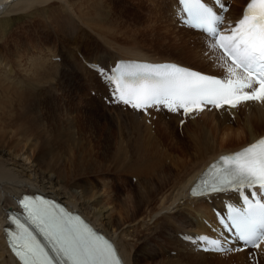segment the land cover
<instances>
[{
  "label": "bare ground",
  "instance_id": "bare-ground-1",
  "mask_svg": "<svg viewBox=\"0 0 264 264\" xmlns=\"http://www.w3.org/2000/svg\"><path fill=\"white\" fill-rule=\"evenodd\" d=\"M115 2V0H0V130H2L0 132H6L7 129L11 132L19 130L25 135V141L27 143L31 142L33 145L32 151L25 149V147L24 149L13 150L9 149V147L7 148V141L5 142L6 145H3L0 138V264H20L11 253L6 241L4 226L7 224L8 207L16 203L17 197L22 192H34L39 189L48 190L54 195L62 197L69 203L71 208L80 210L97 223L102 230L110 233L115 238L128 264H196L197 258L200 259L205 255L200 251H193L192 248L187 250L185 242L175 233L178 231L192 232L188 228L193 229V231L205 229L201 217L211 215V205L203 198H193L189 192V185L208 162L216 158L221 152L229 150L224 148L226 146L225 143H221L219 149L215 142V139H217L215 136L223 133L222 136L227 137L230 135L229 132L232 131L231 129L229 131L228 128L230 123L233 122L229 112L205 110L189 117L182 126L178 124V116L170 114L168 116L170 117L169 124L177 132L186 131L188 133L182 141L178 142L179 144H171L178 152L175 151V153L168 148L167 144H164L169 137L162 131H158V135L152 136L149 132V135H143L128 130L126 128L128 123H140L139 117L141 113L130 109L119 110L120 105L115 106V112L118 115L117 119L113 118L114 121L107 119L108 123L116 125L115 128L118 130V133H115L116 137L113 138L110 132L111 128L105 130L98 124L103 115H99L96 110L94 111V106L92 107L98 97L93 98L95 95H90L93 97L85 98L87 100L85 107L80 108V104H78L80 110L84 109L85 111L82 117L86 125L83 130L79 126L76 133L81 135V137L82 135H88L86 136L88 140L86 139L85 141H88L93 154V163L90 170L91 174H93V176H90L91 180L77 179L76 177L59 179L52 173H42L36 170V166H38L37 159L40 158L43 150L41 139L38 136L41 126L38 125L44 122L45 128L46 123L49 124L53 121V124L54 121H57L58 118L55 120L56 113L62 104V99L57 100L56 96H43V90L41 91L43 88L40 89V87L44 82H50V79L59 77L58 80H61L62 83L66 82L67 85L78 86L81 82H84L85 88L90 87L96 89L97 92H102L103 86L97 78V73L85 64L80 52L87 60L108 63H113L118 57L153 59L139 49H123L127 53L125 56L108 53L110 57H102L100 54L95 55V50H93L95 53H88L92 42L86 37V30L81 22L98 15L101 17L109 15L110 17V14L112 15L116 11L114 10L116 7ZM237 8L234 7L231 12L234 13ZM14 14H16V17L28 16H25L26 18L21 19L20 22L9 29L11 15ZM93 20L96 19L94 18ZM112 22L111 25H113ZM188 31L192 35L195 34V41L193 40L195 44L201 42L199 41L200 39L202 41L205 40V35L202 32L191 28H188ZM35 36L37 40H35ZM52 40H56L54 47L49 45ZM86 40L88 41L85 42ZM39 41L40 43H37ZM46 44L49 47V52H51V48H54L53 52L56 54L52 53L51 56H59L56 62H51L52 60H48V62V56L37 58L35 55L31 56L33 54L32 49H44ZM82 48H85L86 52H83ZM191 49L195 51L194 48ZM103 54L105 55V52ZM92 55L94 57H91ZM30 71L32 73L30 75L27 74ZM20 72H22L23 76L15 78V75L20 74ZM85 78H88L89 81H85ZM80 87L82 89L83 86ZM47 90L45 89V91ZM45 93L47 94V92ZM262 106V104L249 103L238 108L239 110H234V112L238 113L244 109L243 120L249 127L253 120L254 122L259 120L264 123V108ZM79 108L77 109L79 110ZM123 110L125 113H123ZM159 113L168 115L162 111ZM123 114H125L124 118H122ZM202 118L203 120H201ZM64 120L66 121V119ZM142 120L144 121V119ZM64 125L62 124V126ZM70 125L72 124L70 123ZM73 125L75 124L73 123ZM259 128H250L249 133L236 144H240L242 141L243 143L248 142L264 133V124ZM224 129L227 130L224 131ZM40 130L43 132L45 129L41 128ZM53 131L55 130L53 129ZM53 131L51 129V132ZM59 131L58 134L62 136V130ZM64 132L70 134L68 133L69 131ZM101 132H104V136L100 134ZM46 133L44 135V157L53 153L50 149V145H52L50 142L59 139L56 137L53 140L54 136L49 138V133L48 139ZM11 137L10 135V139ZM83 138L81 140H84ZM141 139L146 142L141 143ZM225 141L226 139L222 138V142ZM67 143L69 144V142ZM171 145L170 148L172 147ZM53 147L55 146L53 145ZM232 149L230 148V150ZM122 153H130L129 156L134 157L133 160L124 166V169L118 165L120 160L123 159ZM168 158H170V165L167 164ZM30 160L33 162L35 170L27 165ZM114 163L116 165H113ZM112 165L121 171L125 170V173L134 172L131 175L138 177L136 185L129 192L125 202L118 195L121 189L118 190L111 186L112 190H109V195H107L105 200L107 203L101 202L103 194H100L102 190L100 181H103V186H109L111 184L107 179H114V177L118 176V174L113 176L114 174L108 171ZM120 173L123 175V172ZM152 198L155 200H153V205L155 206L148 215L151 219L154 218L152 220L154 226L150 223H142L141 227L144 225L145 233L142 229L143 237H141V235L139 236L135 231L131 230V224L136 222V219L141 215L140 211L143 210V207L152 205L150 203ZM129 205L133 207L131 215L129 210L131 207ZM128 223L130 226L126 227ZM150 229L152 230L149 231ZM129 236L133 240H128ZM170 249H176L178 251L177 255H172ZM237 253L247 256L250 250L247 249ZM258 255L259 264H264L263 246L259 250Z\"/></svg>",
  "mask_w": 264,
  "mask_h": 264
},
{
  "label": "snow or ice",
  "instance_id": "snow-or-ice-1",
  "mask_svg": "<svg viewBox=\"0 0 264 264\" xmlns=\"http://www.w3.org/2000/svg\"><path fill=\"white\" fill-rule=\"evenodd\" d=\"M178 3L186 14L183 22L206 34L209 47L218 50L217 60L225 75H209L176 63L122 64L113 74H104L112 86L113 102L145 112L166 109L185 117L212 109L231 112L249 103L264 105V0H248L242 16L226 29L228 7L224 0H213L212 5L208 0ZM252 189L255 194H245ZM191 191L194 196L237 193L244 207L228 206L230 227L244 248L261 249L264 195L259 194L264 193V137L221 156ZM19 203L27 223L11 217L16 231L8 235L9 247L20 264H123L113 244L78 215L41 197L25 196ZM28 225H33L46 243L37 239ZM196 239L204 251L243 250L225 247L227 240L220 238Z\"/></svg>",
  "mask_w": 264,
  "mask_h": 264
},
{
  "label": "rangeland",
  "instance_id": "rangeland-1",
  "mask_svg": "<svg viewBox=\"0 0 264 264\" xmlns=\"http://www.w3.org/2000/svg\"><path fill=\"white\" fill-rule=\"evenodd\" d=\"M115 1H116L115 2L116 7L114 8V10H116V11L112 15L110 14V17H109V15L107 17H101L98 15V16H95L93 18L90 17L89 20H85L84 22H81L84 29L86 30V32H85V35L87 34L86 37L88 38V40L90 42H92L91 46H89L90 48L88 50H90V51L88 53H95V52H93V50H95L96 51L95 55L100 54V56H102V57H110L108 55V53L109 54L115 53L116 55H119V56H121V55L125 56V55H127V53L124 52L123 49H139V50L143 51L144 53L148 54V56L152 57V58L176 59L178 61H181L183 63L189 64V65L201 68V69L211 70L212 72L215 71L217 73V72L221 71L222 67L220 66V64L217 60L218 54L211 52L210 48L206 45V43H204L205 40L202 41L200 39L199 41H201V42L195 44L193 42V40L195 41V38H194L195 34L192 35V33H190L188 31V28L180 27L177 24V22L175 20L174 13H172L174 11H171V8L173 5L172 0H118V1L115 0ZM238 4H239V2L236 1L234 4V7L237 8ZM119 5H120V7H118ZM25 16L27 17L28 15H25ZM25 16L16 17V14L11 15L10 25L8 28L9 29L12 28L14 25H16L18 22H20L21 19L23 20L24 18H26ZM94 18L96 20H93ZM105 18H108L109 20L105 19ZM97 19L99 20V22ZM102 19H103V21H102ZM111 19L113 22L111 21ZM86 21H87V23H86ZM105 21H107V22H105ZM90 22H91V24L89 25ZM102 22H104L105 24ZM111 22L113 25H111ZM107 27H108V29L110 28L109 31H108ZM30 38L32 40L31 35H30ZM34 38H35V40H37L36 36ZM88 40H86L85 42H87ZM96 40H97V42H95ZM55 41L52 40L51 41L52 43H50L49 45L54 47L56 44ZM37 43H40V41ZM200 43H202V44H200ZM187 45H189V46H187ZM98 46H100L101 48ZM184 46H187V47H184ZM44 47H46L47 49L44 48L45 49L44 50L43 48H34V49L31 48L33 51V54H31V56L35 55L36 58L40 57V56L41 57L48 56L49 59H47V61L52 60L51 62H54V61L56 62L57 60H53L54 58L51 59V54L52 53L56 54L55 52H53L54 48H51L50 49L51 52H49L48 51L49 47H47V44L44 45ZM190 47L194 48L195 51L193 49H191ZM113 49H116V50H113ZM103 51L105 52V55L103 54L104 53ZM91 57H94V55H92ZM58 61H60V60H58ZM31 73H32V71L28 72L27 74L30 75ZM22 76H23V74H22V72H20V74L18 73L17 75H15V78H17V77L21 78ZM58 78L56 77L55 79L54 78L50 79L49 80L50 82L46 81L40 87V89L43 88V89H41V91L43 90L42 91V94H44L43 96H56L57 100L62 99L61 100L62 104L60 105V109H59L60 112H58L59 110L57 111L56 118H55V120L58 118L57 121H58V124H60V125L57 124V121H54L53 124H52L53 121L50 122L51 124L46 123L45 128H44V122L42 124L40 123L38 125V126H41L40 129L42 128L43 130L44 129L45 130L42 132V130L39 129V131H38V129H37L38 136L40 137L41 142H42V149L43 150L40 154V158L37 159L38 166H36V170H38L42 173H52L59 179L76 177L77 179L91 180L90 176H93V174H91L90 170H91L92 163H93V154H92V151L90 150V145L88 144V141L87 142L85 141L87 139L86 136H88V135L87 134H86V136L82 135V137H81V135H79L76 132L78 131L79 128L81 130H83L84 126L86 125V123L82 117L83 113H85V111H84V109H81L82 110L81 111L80 108L86 106L85 104L87 103V100L85 98H88V97L90 98L93 96L88 95L89 92L84 87L85 86L84 82H81V84H79L78 86L67 85L66 82L62 83L61 80H58ZM85 81H89L88 78H85ZM45 83H47V84H45ZM57 84H58V86H57ZM80 86H83L84 88L82 87V89H81ZM44 88L46 90L48 89L49 91L48 90L45 91ZM72 88H75V89H72ZM90 89L92 90V88H90ZM80 90H82V91H80ZM51 91H52V93H51ZM45 92H47V94ZM49 93H51V94H49ZM93 98H96V95ZM98 103L100 104L99 98L97 101H95V104L92 105V107L94 106L93 107L94 111L96 110V112L99 115L100 114L103 115V116L101 115L102 117L100 116L101 119H100V123H98V124H100L102 126V129L104 128L105 130L106 129L108 130L111 128V131H110L111 135L113 138H115L116 137L115 133H118V130H117V128H115L116 125L109 124L108 120L110 121V119H111L114 121L113 118L118 117L117 112H115V111L112 112L114 109L110 106L108 107L109 108V111H108L105 107L99 105ZM78 104H80V108H79ZM66 105H68V106L66 107ZM262 107L264 108V105ZM77 108H79V110ZM120 108H119V110L123 109L122 107H120ZM123 113H125L124 110H123ZM244 114H245L244 109H242L240 112L237 113L236 117L230 116V118L232 119L233 122L230 123L228 128H229V131L231 129L233 132L230 131L229 136H227V137L225 136L226 137L225 138L224 136H222L223 133H220V135L215 136V138H217V139H215L216 140L215 142H216L217 147H219V149H220L221 143H225L226 146L224 148H227L229 150H230V148H233V149L237 148V145H238V147L241 146L242 144H244L246 142L243 143V141H242L240 144H236V142L238 143L239 141H241V139L244 138V136L247 133H249L250 128L256 129V128L263 126L264 123H261L262 121L255 120V122H254V120H253L248 127L246 125V122L243 120ZM58 115H59V117H58ZM124 115L125 114H123L122 118H124ZM165 116L166 115H163V114H160L159 112H157L158 118L155 121L156 125L152 126L150 124L145 123L142 120L143 117L141 114L139 117L140 123H128L126 128L130 131H133L135 133H140L143 135L144 134L149 135L148 134V132H149L150 135H152V136L158 135V131H162V132L166 133L169 137V139L166 140L167 143L165 142L164 144H167L168 148L172 149L171 150L172 152H175L176 150L174 149V147L172 145L173 144L174 145L179 144L178 142L182 141V139H184L188 135V133L186 131H183V132L178 131L177 132V130H175V128L169 124L170 117H168V116L165 117ZM59 119H60V121H59ZM64 119H66V121ZM201 120H203V118ZM61 123L63 125L66 123V125L62 126ZM70 123L72 125L74 123L76 125V127H75V125H73L74 126V128H73V126L70 125ZM49 125H50V127H49ZM65 126L67 127V129ZM79 126H81V127H79ZM69 128H70V130H69ZM51 129H52V131H53V129L55 131L51 132ZM59 130H62L61 132H63L65 135L63 133H61L62 136L60 134H58L60 132ZM63 130L67 131V132L69 131L68 133H70V134L65 133ZM226 130L224 129V131H226ZM0 131H2V130H0ZM46 131H47V133H46ZM71 131H72V133H71ZM3 132H5V131H3ZM3 132H0V134L2 133L0 135V138L2 140L3 145H6V143L8 144V145H6L7 148L9 147V149L14 150V149H20V148L24 149V147H25V149H28L29 151L33 150V145L31 144V142L27 143L24 139L25 135L22 132H19V130L16 132H11L7 129L5 133H3ZM238 132H240V133H238ZM45 133L47 134V138H48V133H49V138H52V136H54L53 140L56 137H58L59 139H56V141H52L50 139L52 141V142H50L52 144V145H50V149H51V152H53V153L47 154L44 157V135H45ZM52 133H54V134H52ZM56 134H57V136H56ZM100 134L101 135L103 134L102 136H104V132H101ZM237 134L238 135L240 134V135L238 136ZM10 135L12 136L11 139H10ZM5 136H7V137H5ZM69 136H70V139H69ZM133 136H134V134H133ZM8 137H9V139H7ZM63 137H65V138H63ZM60 138H63V139H60ZM82 138L84 140H81ZM222 138H224V140L226 139L227 143H226V141L222 142ZM176 140H178V141H176ZM60 142H62V143H60ZM67 142H69V144ZM140 142L144 143L146 141L144 139H141ZM74 143H75V145L73 146ZM169 144L170 145L172 144L171 148H170ZM231 144H233V145H231ZM53 145L55 147H53ZM75 147H76V149H75ZM163 149H165V147H163ZM54 150H56L57 152ZM58 154H59V156H58ZM127 154L122 153L123 159L120 160V163L118 164L119 166L123 167V169H124V166L128 162H130L131 160L134 159V157L129 156L130 153L128 154V157H127ZM154 154H156V153L154 152ZM169 159L170 158H168V161H167L168 165H170L169 163H171L169 161ZM27 165L31 166L32 169L35 170V166H33L34 164L31 160L27 162ZM113 165H116V164L114 163ZM113 165L111 167H109L108 171L110 173L114 174L113 176H115L117 174H118V176L114 177V179L113 178H109L110 180L107 179L111 185H109V186L104 185L103 186L102 185L103 181L102 180L100 181V185L102 186V190H101L100 194H103L101 196V202H103V203L106 202L105 200L107 198V195H109V190H112L111 187L117 188L118 190L121 189L122 192L120 191L118 195L123 200V202H125L126 199L128 198L129 192L137 183V176L132 177L133 175H131L134 172H129L130 174L128 172L125 173V170L121 171L119 168L113 167ZM120 172H123V175ZM119 173L121 176L119 175ZM118 178H119V180H118ZM153 200H154L153 198L150 200V203H152V205H149L150 207L147 205V206L142 208L144 211L141 210L140 211L141 215H139V217L136 219V222H133V224H131V227H132L131 230L135 231L137 235H139V236L141 235V237H143L142 236V233H143L142 229L144 228V225H142V227H141L142 223H146V224L150 223L152 226H154V223L152 222V220L154 218L151 219L150 216L148 215L149 212L151 211V209L155 206V205H153L155 200L154 201ZM132 209H133V207H131L129 209L130 215L133 213ZM127 226H130V224L129 223L126 224V227ZM137 230H139V231H137ZM151 230L152 229H150L149 231H151ZM144 233H145V230H144ZM127 239L130 240L132 238H131V236H129ZM157 246L161 248L160 245L157 244ZM170 250H172V249H170ZM177 252L175 254H172V255H177ZM165 254H166V252H165ZM207 254L208 255H204L200 259L197 258L198 261L196 262V264H256L254 261L251 260V254L250 253L247 256H244V255L238 254L237 252H233V253L228 254L229 256H224V257L223 256L221 257V255H216L214 253H207ZM258 263H259V261H258Z\"/></svg>",
  "mask_w": 264,
  "mask_h": 264
}]
</instances>
